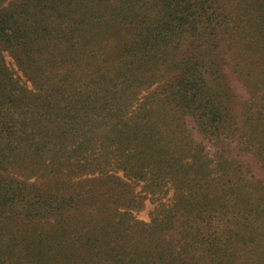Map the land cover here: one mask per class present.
I'll return each mask as SVG.
<instances>
[{"label": "trees", "instance_id": "trees-1", "mask_svg": "<svg viewBox=\"0 0 264 264\" xmlns=\"http://www.w3.org/2000/svg\"><path fill=\"white\" fill-rule=\"evenodd\" d=\"M0 264H264V0H0Z\"/></svg>", "mask_w": 264, "mask_h": 264}, {"label": "rangeland", "instance_id": "rangeland-1", "mask_svg": "<svg viewBox=\"0 0 264 264\" xmlns=\"http://www.w3.org/2000/svg\"><path fill=\"white\" fill-rule=\"evenodd\" d=\"M152 208L151 204H147L146 209L144 211H142L141 213H139V216L143 217V218H147L149 210Z\"/></svg>", "mask_w": 264, "mask_h": 264}]
</instances>
